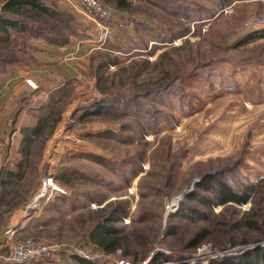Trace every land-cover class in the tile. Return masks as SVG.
<instances>
[{
    "label": "rangeland",
    "instance_id": "1",
    "mask_svg": "<svg viewBox=\"0 0 264 264\" xmlns=\"http://www.w3.org/2000/svg\"><path fill=\"white\" fill-rule=\"evenodd\" d=\"M131 3L125 11L134 24L126 21L125 28L133 32L111 31V16L101 42V28L77 10V37L95 38L85 61L57 89L23 103L14 159L3 152L0 182L19 161L23 170L0 190V239L11 229L14 240L69 245L88 237L106 205L121 209L115 225L132 252L115 254L133 264H228L264 249V221L256 229L225 225L251 208L250 201L209 209L183 198L204 194L196 183L205 172H218L237 188L264 180V39L241 43L248 32L264 29V0ZM27 41L28 53L42 43ZM47 115L25 152L24 130ZM45 176L66 194L29 216L25 207ZM181 194L183 206L173 209ZM192 206L207 218L190 221L184 209ZM203 230L201 242L189 247ZM6 254L2 246L0 264H14Z\"/></svg>",
    "mask_w": 264,
    "mask_h": 264
},
{
    "label": "trees",
    "instance_id": "2",
    "mask_svg": "<svg viewBox=\"0 0 264 264\" xmlns=\"http://www.w3.org/2000/svg\"><path fill=\"white\" fill-rule=\"evenodd\" d=\"M103 2H106L114 8L124 10L129 9L132 4L131 0H103ZM7 12L11 13L12 16H8ZM75 26L76 22L74 17L68 11L60 10L55 6H48L41 0H7L2 3L0 11V64L4 66L6 65L5 63H22L27 65L34 61L33 54L27 51L29 47L27 46L29 44L27 39L47 41L54 44H65L70 35L77 34ZM261 37H264V29L250 31L242 39L241 43H246ZM18 38H21L20 42L23 43V46L17 47ZM19 53L21 55H17ZM23 54L26 57H23ZM166 55L168 53H162V56ZM23 58L26 60L25 62ZM155 65H159L158 61H156ZM0 70V74H2L5 73L6 68L2 67ZM168 76L169 74L165 73L162 80ZM160 82L158 83L160 85L166 84V82ZM48 119V115L44 116L40 119L37 127L24 130L25 135H22V142L24 140L26 143L25 148H23L25 152H27L33 142L32 137L41 132V129ZM16 165L18 168L16 171L8 169L5 172V176L1 178L0 184L2 190L7 183L11 182L12 178L18 176V174L20 175L22 172V162L19 161ZM199 179L196 183V189H202L204 194L191 191L183 197L184 199H193L209 209L217 205L223 207L227 205L242 206L250 201L251 208L241 213L230 224L225 223V225H230L229 227L233 229L239 228L240 226L256 229L255 224L257 220L259 219V222L264 221V180L257 186L252 183H247L242 188H237L224 179L218 172H205ZM182 202L183 199L179 201L180 206H183L182 204L184 202ZM98 212L97 220L87 233L88 239L105 252L114 253L121 249L126 255L132 254V252L123 248L129 242L126 233L115 225L118 220H121L119 215L122 214L121 209H117L116 207L110 208L105 205ZM184 212H186L185 216L193 222L207 218V215L195 206L188 207L187 211L184 209ZM171 228L166 229V234L173 233ZM203 236L204 230L196 233L189 241L188 246H197L204 238ZM134 255H137V253H134ZM228 264H264V249H256L237 260L233 259Z\"/></svg>",
    "mask_w": 264,
    "mask_h": 264
},
{
    "label": "crops",
    "instance_id": "3",
    "mask_svg": "<svg viewBox=\"0 0 264 264\" xmlns=\"http://www.w3.org/2000/svg\"><path fill=\"white\" fill-rule=\"evenodd\" d=\"M6 1L0 0L2 3ZM41 1L48 6H55L74 14V20L77 22L78 11L74 4L76 0ZM104 5L112 13L111 22H109L111 31L114 32L118 28L119 32L125 35L126 31L133 32V29L125 28V24L126 21H130L128 26L131 27L134 24V17L130 16L127 11L114 8L106 2ZM7 15L12 16L9 12ZM94 39L90 37L86 40L78 38L77 35H70L65 44L42 41L32 53L34 61L27 65L5 63L6 67L11 68L10 73L0 74V142L6 160L14 159L12 153L17 146L14 136L19 131L21 134L22 127V125H17V116L22 113L25 100L30 101L37 93L47 95L72 78L74 67L79 65V60L85 61L89 53L90 40L93 42ZM257 39H264V37ZM17 160H20L19 157Z\"/></svg>",
    "mask_w": 264,
    "mask_h": 264
},
{
    "label": "built area",
    "instance_id": "4",
    "mask_svg": "<svg viewBox=\"0 0 264 264\" xmlns=\"http://www.w3.org/2000/svg\"><path fill=\"white\" fill-rule=\"evenodd\" d=\"M74 4L77 10L84 13L96 26L101 28L102 33L98 41H103L108 33V28L103 21L112 16L111 11L99 0H76ZM1 8L2 2H0V11ZM3 163V147L0 142V171ZM192 186L193 184L187 188L186 192L191 191ZM65 194V191L53 181L52 177H43L40 190L25 207L26 214L29 216L37 214L51 197ZM182 196L183 194L173 199V209L176 208L175 206ZM13 232L11 229L5 231L6 238L3 239L4 244L2 246L7 249L5 260L14 264H133L126 257L115 254V252H105L94 246L88 237L66 245L41 242L29 238L14 240ZM2 246L0 245V248ZM142 264H146V261Z\"/></svg>",
    "mask_w": 264,
    "mask_h": 264
},
{
    "label": "water",
    "instance_id": "5",
    "mask_svg": "<svg viewBox=\"0 0 264 264\" xmlns=\"http://www.w3.org/2000/svg\"><path fill=\"white\" fill-rule=\"evenodd\" d=\"M194 183H195V180L191 181L189 187H190L192 184H194ZM189 187H188V188H189Z\"/></svg>",
    "mask_w": 264,
    "mask_h": 264
}]
</instances>
